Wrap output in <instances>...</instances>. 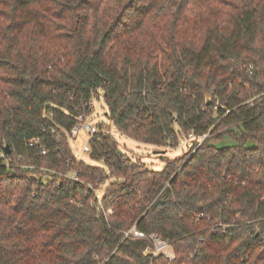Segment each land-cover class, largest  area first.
Wrapping results in <instances>:
<instances>
[{
  "label": "trees",
  "instance_id": "1",
  "mask_svg": "<svg viewBox=\"0 0 264 264\" xmlns=\"http://www.w3.org/2000/svg\"><path fill=\"white\" fill-rule=\"evenodd\" d=\"M100 95L137 142L208 137L153 171L101 131L88 165ZM0 264H264V0H0Z\"/></svg>",
  "mask_w": 264,
  "mask_h": 264
},
{
  "label": "rangeland",
  "instance_id": "2",
  "mask_svg": "<svg viewBox=\"0 0 264 264\" xmlns=\"http://www.w3.org/2000/svg\"><path fill=\"white\" fill-rule=\"evenodd\" d=\"M92 107V114L87 117L85 124L87 123L90 126H97L98 129L104 133L114 137L119 144L120 151L124 153L130 161L138 162L150 170L161 171L169 161L179 159L190 150L186 146L188 135L181 136L179 138V145L177 146H173L174 142L170 141V144L167 147H158L137 142L121 134L117 131L109 118V109L105 104L102 95L93 99ZM68 139L70 147L77 159L91 166L105 168L102 161L93 160L89 153L83 152L84 147L89 146L90 140L86 130H82L77 138L74 139L69 136ZM224 140L226 139L224 138ZM211 142L213 144H218L217 139H212ZM108 184L109 182L99 187V190L96 191L99 198L103 195ZM169 252L172 257L175 256L173 247L169 249Z\"/></svg>",
  "mask_w": 264,
  "mask_h": 264
},
{
  "label": "built area",
  "instance_id": "3",
  "mask_svg": "<svg viewBox=\"0 0 264 264\" xmlns=\"http://www.w3.org/2000/svg\"><path fill=\"white\" fill-rule=\"evenodd\" d=\"M87 117H81L80 118V123L75 126L71 133L69 134V136H71L72 138H77L79 133L82 130H86L87 134L90 137V140L99 132H101L100 129H98L97 126H90L89 124H85ZM208 137V135H204V136H196V134L194 132H189L188 134V138L186 141V146L191 149L192 147H199L201 145V143ZM89 140V141H90ZM35 142V140L32 141V144ZM84 153H90V146H85L83 149ZM42 153L45 155L46 151L43 150ZM4 157V156H2ZM75 176V175H74ZM126 238L127 237H136V238H149L154 246L155 249L153 251L154 256H158V255H164L169 259H173V257L170 255L169 249H171V244L167 241H164L162 239H160L156 234H152V235H146L145 233L139 231L136 226L132 227L130 230H128L125 233Z\"/></svg>",
  "mask_w": 264,
  "mask_h": 264
},
{
  "label": "water",
  "instance_id": "4",
  "mask_svg": "<svg viewBox=\"0 0 264 264\" xmlns=\"http://www.w3.org/2000/svg\"><path fill=\"white\" fill-rule=\"evenodd\" d=\"M207 104H210L212 102V98L210 96H206ZM7 153L9 152V147L7 146L6 148Z\"/></svg>",
  "mask_w": 264,
  "mask_h": 264
}]
</instances>
